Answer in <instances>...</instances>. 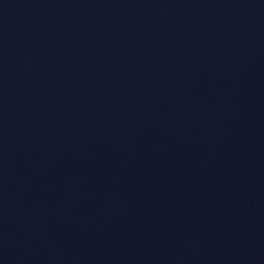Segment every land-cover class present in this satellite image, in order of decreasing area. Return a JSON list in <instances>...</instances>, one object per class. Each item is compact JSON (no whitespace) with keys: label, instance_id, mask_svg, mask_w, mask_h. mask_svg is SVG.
<instances>
[{"label":"water","instance_id":"obj_1","mask_svg":"<svg viewBox=\"0 0 264 264\" xmlns=\"http://www.w3.org/2000/svg\"><path fill=\"white\" fill-rule=\"evenodd\" d=\"M0 264H264V0H0Z\"/></svg>","mask_w":264,"mask_h":264}]
</instances>
